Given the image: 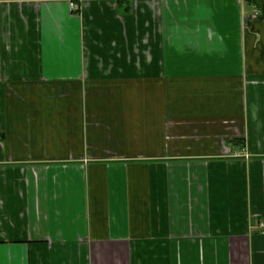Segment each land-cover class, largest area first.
<instances>
[{
	"label": "crops",
	"instance_id": "0c3cea01",
	"mask_svg": "<svg viewBox=\"0 0 264 264\" xmlns=\"http://www.w3.org/2000/svg\"><path fill=\"white\" fill-rule=\"evenodd\" d=\"M260 224L264 0H0V264H264Z\"/></svg>",
	"mask_w": 264,
	"mask_h": 264
},
{
	"label": "built area",
	"instance_id": "2783aa9c",
	"mask_svg": "<svg viewBox=\"0 0 264 264\" xmlns=\"http://www.w3.org/2000/svg\"><path fill=\"white\" fill-rule=\"evenodd\" d=\"M72 6H73V7H76V5H75V4H72ZM260 226H261V227H263L264 225H263V224H260Z\"/></svg>",
	"mask_w": 264,
	"mask_h": 264
}]
</instances>
